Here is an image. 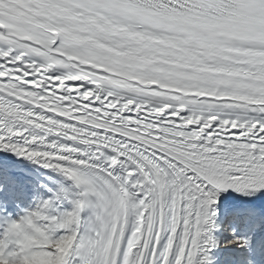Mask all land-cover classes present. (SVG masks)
I'll use <instances>...</instances> for the list:
<instances>
[{
    "label": "snow or ice",
    "instance_id": "obj_1",
    "mask_svg": "<svg viewBox=\"0 0 264 264\" xmlns=\"http://www.w3.org/2000/svg\"><path fill=\"white\" fill-rule=\"evenodd\" d=\"M0 153L80 190L0 264H213L221 196L264 197V0H0Z\"/></svg>",
    "mask_w": 264,
    "mask_h": 264
},
{
    "label": "rangeland",
    "instance_id": "obj_2",
    "mask_svg": "<svg viewBox=\"0 0 264 264\" xmlns=\"http://www.w3.org/2000/svg\"><path fill=\"white\" fill-rule=\"evenodd\" d=\"M4 155H7L12 160L16 159L12 158L13 154L11 153H0V156ZM23 161L25 160L20 159L18 162L16 161L21 166V170L24 169L22 170L23 175L21 176V180L24 183L18 199L15 202L5 206L3 202V193L0 192V239H2V235L4 232H6L7 227L10 226L12 222H20L29 214L37 212L46 213L50 212L51 210H55L57 213H66L65 209L61 205L60 200L57 199L52 194V192H50L47 187L44 186V184L39 182V185L37 186L38 180L35 176L38 175H35V173H39L40 176L43 175L45 177L46 175V177H51V173L53 172H50L49 169L44 170L40 166L38 167L36 164H33V167L32 165L24 163ZM46 203L50 204L49 210L44 209V205ZM259 221L260 220L250 217L238 219L237 216L225 219L221 225L222 240L218 248L221 251V256L219 259L213 258V263L264 264V224L263 221ZM247 225L249 228H246ZM255 231L259 232L257 233ZM244 236L247 237L246 241L249 243L242 242L243 238H245ZM248 240H251V242ZM237 241H239V243H237ZM30 264H42V262L36 261L30 262Z\"/></svg>",
    "mask_w": 264,
    "mask_h": 264
},
{
    "label": "bare ground",
    "instance_id": "obj_3",
    "mask_svg": "<svg viewBox=\"0 0 264 264\" xmlns=\"http://www.w3.org/2000/svg\"><path fill=\"white\" fill-rule=\"evenodd\" d=\"M12 156H13L12 158H16V159H14V161L18 162L21 159L19 157H15L14 155H12ZM23 162L27 163L29 165H32V166L34 164V163L27 161V160H25ZM37 166L39 167V165H37ZM22 170H24V169H22ZM29 170H28V172H29ZM49 171L53 172V173H51L52 174L51 177H46V175L44 177L42 174H41L42 176H40L39 173L38 174L35 173V175H38V176H35L36 179L39 182H41L42 184H44V186H46L47 189L50 192H52V194L57 199L60 200L61 205L65 209L66 213L73 211L74 207H75L74 199H75L76 194H78L80 190L75 187V185L72 181L68 180L66 177H64L58 171H54L51 169H49ZM31 175H32V173H31ZM225 209H227V211H225ZM216 212H217V215L215 218V229L213 230L212 235H213V238L216 240L217 247L212 249L210 252V256L212 259L213 258L219 259V257L221 256V253H220L221 251L218 248H219L220 242L222 240L221 239V237H222L221 225L223 224V221L225 219H227L229 217H233V216H237L238 219L239 218L243 219L244 217H248V218L250 217V218H255L257 220L263 221V224H264V197H251V196H244V195L239 194V193H233L229 202L227 204H224L223 196H221V204L217 205ZM254 213L258 214V215H253ZM263 224H262V226H263ZM246 228H249V226L247 225ZM255 232H257V231H255ZM246 238L247 237L243 238L242 242H245L247 240ZM256 238H255V240H256ZM2 239H3V235H2ZM248 241L251 242V240H248ZM247 243H249V242H247ZM213 264H215V263H213Z\"/></svg>",
    "mask_w": 264,
    "mask_h": 264
}]
</instances>
